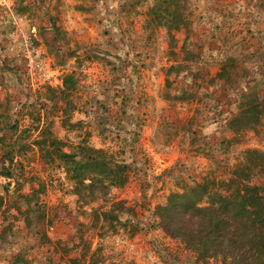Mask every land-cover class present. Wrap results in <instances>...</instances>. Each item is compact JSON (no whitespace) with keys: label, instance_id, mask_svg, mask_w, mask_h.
I'll return each instance as SVG.
<instances>
[{"label":"rangeland","instance_id":"obj_1","mask_svg":"<svg viewBox=\"0 0 264 264\" xmlns=\"http://www.w3.org/2000/svg\"><path fill=\"white\" fill-rule=\"evenodd\" d=\"M173 1L169 35L157 0H0V264H258L162 209L264 152V0ZM79 146L126 183L78 195L59 155Z\"/></svg>","mask_w":264,"mask_h":264},{"label":"trees","instance_id":"obj_2","mask_svg":"<svg viewBox=\"0 0 264 264\" xmlns=\"http://www.w3.org/2000/svg\"><path fill=\"white\" fill-rule=\"evenodd\" d=\"M173 0H157L153 13L160 16H173L172 21L164 25L169 35L182 28L171 4ZM69 78V77H68ZM68 78L64 80V88ZM248 103V104H252ZM253 107L251 117L245 119L254 124L259 122L257 112ZM53 146L62 143L53 139ZM38 145H42L39 143ZM79 159L76 155L60 152L59 159L69 165L71 179L79 190H91L99 187L105 192L108 187L122 186L127 181V167L109 160L103 150L79 146ZM263 178L255 183V176ZM88 181L86 184L85 181ZM203 185L200 190L188 195H174L162 211L170 219L168 229L176 237L190 233L193 236L195 250L200 247H210L209 254H217L218 248H237L241 245L246 252V260L264 264V152L248 150L245 160L239 163L231 177L226 181L212 180ZM210 188L211 190H209ZM189 227L185 229L179 222L186 221ZM182 219L179 221V219ZM178 220V222H177ZM195 248V247H194Z\"/></svg>","mask_w":264,"mask_h":264},{"label":"crops","instance_id":"obj_3","mask_svg":"<svg viewBox=\"0 0 264 264\" xmlns=\"http://www.w3.org/2000/svg\"><path fill=\"white\" fill-rule=\"evenodd\" d=\"M206 152H208V151H206ZM180 156L181 157L187 156L188 162H190V164H192L193 166L196 167L198 158L196 157V153H194L193 150H191L190 154L189 153L186 154V152H182ZM54 228H55V230L53 233V240H60V239L64 240L66 234L69 232V227H68L67 223H61L60 225H57ZM54 245H55V243H54ZM51 250H57V248L54 246L51 248Z\"/></svg>","mask_w":264,"mask_h":264}]
</instances>
